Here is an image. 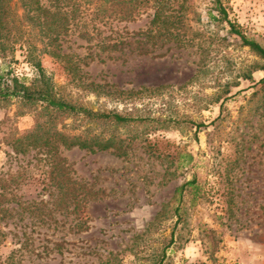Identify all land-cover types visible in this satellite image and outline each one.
I'll return each instance as SVG.
<instances>
[{
    "label": "rangeland",
    "instance_id": "obj_1",
    "mask_svg": "<svg viewBox=\"0 0 264 264\" xmlns=\"http://www.w3.org/2000/svg\"><path fill=\"white\" fill-rule=\"evenodd\" d=\"M188 4L196 14H185L192 27L186 37L203 39L202 48L152 37L150 9L122 24L88 15L60 39L70 56L60 62L48 54L38 26L22 18L21 3L11 0L16 30L4 51L0 46L1 83L29 84L40 62L66 100L137 121L55 120L65 133L119 140L125 156L61 150L72 178L95 193L82 215L86 231H69L73 218L60 211L37 219L17 209L1 223L0 264H157L166 246L163 264H264V89L252 87L264 72L242 78L261 61L225 23L209 18L205 0ZM222 4L243 34L264 46V0ZM48 117L38 105L0 100V177L15 182L23 204L50 200L47 168L41 154H16L11 144ZM194 177L200 195L192 200L185 192L177 221L174 191Z\"/></svg>",
    "mask_w": 264,
    "mask_h": 264
},
{
    "label": "trees",
    "instance_id": "obj_2",
    "mask_svg": "<svg viewBox=\"0 0 264 264\" xmlns=\"http://www.w3.org/2000/svg\"><path fill=\"white\" fill-rule=\"evenodd\" d=\"M18 1L23 8L22 18L26 19L28 24L31 23L38 26L43 37L46 38V45L51 48L48 54L60 62L70 58L68 54L62 52L60 39L69 32L71 24L88 15L94 21H115L118 24H122L135 21L142 12L150 9L153 14L149 23L150 32L148 33L154 32L152 37L165 38L175 43L177 47H195L197 45V48H202L205 44L203 39H200L201 42L199 43L194 42V36L196 35L189 39L186 37L187 33L191 34L192 27L187 22L189 18H186L185 14L186 12L196 14L192 5L188 4L190 0ZM205 1L210 6L209 18L218 23H225L228 26V32L237 37L241 45L248 47L261 61L260 64H254L250 67L242 78L251 81L253 71L264 72V46L246 37L228 19L222 0ZM10 2L11 0H0V46L2 51H4L8 42L11 41V37L14 39L13 31L16 30ZM198 36L201 35L198 34ZM35 67L38 74L29 84L16 78H11L9 84L1 83L3 76H0V100H18L25 105H38L45 113L49 114V117L44 121L36 120L35 126L30 132L23 136L15 137L11 146L16 154H24L29 150H34L43 156L40 161L47 168L48 185L46 189L49 192L50 200L25 202L23 204L18 201L14 193L16 189L15 182H10L0 177V236L6 235L5 232H1V223L9 219L17 209L37 219L40 217L41 219H43L42 217L52 219V214L60 211L73 218L69 224V231L76 233L86 231L87 222L82 215L87 200L93 199L92 197L95 196V193L72 178V171L66 166L61 150H70L76 147L94 153L113 149L116 156H125V152L119 147V140L113 138L101 140L96 136L88 137L84 133H65L55 127L54 122L56 119L61 116H67L81 122L108 123L112 125H126L137 121L130 113L94 112L84 106L73 104V102L66 100L59 93L53 78L46 74L40 62H37ZM93 86V84H90L87 87ZM257 86H261L264 89V76L252 84V87ZM215 121H212L211 124L215 123ZM196 127H205V125L197 124ZM185 158L188 164H192L194 161V157L191 154H187ZM200 189L195 177L175 189L172 200L175 203L174 215L177 217V221L180 219L181 203L185 192L189 191L192 195L191 199L196 200L200 195ZM26 236V232L20 233V238H24L23 241H26L27 246L30 242ZM171 243L172 240H170L168 245ZM56 246H61V244L57 243ZM167 247L157 256V264H163L165 261ZM46 250L47 248L43 246L41 254H44Z\"/></svg>",
    "mask_w": 264,
    "mask_h": 264
}]
</instances>
